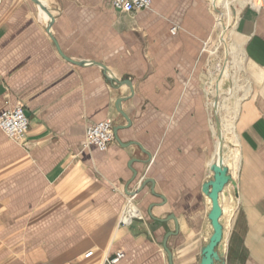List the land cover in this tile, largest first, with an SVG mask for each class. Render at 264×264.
I'll use <instances>...</instances> for the list:
<instances>
[{"label":"crops","instance_id":"1","mask_svg":"<svg viewBox=\"0 0 264 264\" xmlns=\"http://www.w3.org/2000/svg\"><path fill=\"white\" fill-rule=\"evenodd\" d=\"M39 1L62 53L86 63L59 53L34 0H0V112L22 104L29 119L22 141L0 129V264H106L117 250L116 264H169L163 239L176 224L173 264H199L217 118L233 120L223 160L232 177L237 167L221 259L264 264V0H231L240 10L223 82L212 0H151L134 12L105 0ZM100 65L131 86L112 85ZM119 98L130 126L106 151L81 147L89 124H127ZM147 178L153 185L131 195ZM220 197L224 217L230 197ZM129 201L139 215L123 225Z\"/></svg>","mask_w":264,"mask_h":264},{"label":"water","instance_id":"2","mask_svg":"<svg viewBox=\"0 0 264 264\" xmlns=\"http://www.w3.org/2000/svg\"><path fill=\"white\" fill-rule=\"evenodd\" d=\"M39 7L41 8V10L45 11L47 14V25H46V30L47 32L50 34V36L52 37V40L54 42V44L56 45L59 53L68 61H71L73 63L76 64H83L86 62H81V61H76L71 59L70 57H67L66 55H64L56 41V39L53 38L51 31H50V27L52 24V16L51 13L46 9V7H44V5L39 1V0H34ZM92 62V61H91ZM90 63V62H89ZM104 71L105 77L107 78L108 81H110V83L113 85L114 83L120 84L121 82H126L128 85L131 86V83L127 80L124 81H120L117 80L115 77H113L111 74H109L108 69L104 66V65H100ZM124 100V98H119L116 102V108L118 110V112L125 118L127 124L125 126H121V125H115L113 126V134H114V139L119 140L118 135H117V131L119 129L122 128H126L129 127L131 124V120L128 117V115L123 111V109L121 108V103ZM216 124H217V128H219L220 126V121L217 118L216 119ZM220 136V135H219ZM221 137V136H220ZM222 155H223V150L220 147L219 148V159L216 162H213L210 165V170L212 171V175L210 178L206 179L205 181H203L201 189L202 192L206 195H208L211 199V208L207 213V217L210 221V224L212 226V233L210 235V237L208 238L206 244L201 248V259L199 264H224L221 256L222 253L218 247L220 242L223 240L224 235H225V231H224V227L223 224L220 221V217L222 215V208L219 202V195L221 193V191L224 189L225 185L231 181L233 183V186H236V182L233 179L229 167L227 165H225L223 163L222 160ZM149 156V155H148ZM134 160V159H133ZM134 173V177L136 176V173ZM147 183H151L153 185V179L147 178L144 179L143 181H141V183L139 184V186L137 187L136 191H131L130 194L134 195L136 193H138ZM127 191V188H126ZM151 193L152 194H157L153 187H151ZM167 219L172 218L174 219V221L176 222V218L174 214H169L168 217H166ZM166 218L160 219V220H166ZM177 223V222H176ZM178 231V226L176 224L175 230L174 231H169L164 239H163V246L164 249L167 251L168 253V261L169 264H173L172 262V254L170 249L167 246V239L169 236L176 234Z\"/></svg>","mask_w":264,"mask_h":264},{"label":"built area","instance_id":"3","mask_svg":"<svg viewBox=\"0 0 264 264\" xmlns=\"http://www.w3.org/2000/svg\"><path fill=\"white\" fill-rule=\"evenodd\" d=\"M110 5L119 11L134 12L150 8L151 0H105ZM258 5L261 0H258ZM172 34L177 32V26L173 25L170 29ZM113 121L109 118L89 124L84 133V138L81 142V147L87 148L94 146L100 151H106L110 144L114 141ZM0 129L11 139L22 141L29 129V119L25 114L22 104H16L13 107L5 108L0 112ZM137 208L129 201L128 205L120 215V224L126 225L132 222L137 217ZM92 254L89 251L85 254L88 257ZM123 250H117L113 255L106 258V264H116L123 257Z\"/></svg>","mask_w":264,"mask_h":264},{"label":"rangeland","instance_id":"4","mask_svg":"<svg viewBox=\"0 0 264 264\" xmlns=\"http://www.w3.org/2000/svg\"><path fill=\"white\" fill-rule=\"evenodd\" d=\"M217 0H212V2H213V4L216 2ZM237 1V0H236ZM243 3V2H242ZM241 3V4H242ZM237 4H238V2H237ZM240 5V4H239ZM237 9L238 8H236V7H233V6H231L230 7V10L232 11V12H237ZM213 10H214V12L216 13V15H217V19L220 17L219 15H218V13H217V11H216V7H215V5H213ZM240 10V9H239ZM239 12V11H238ZM222 16V18H224L225 20H226V16H225V14H222L221 15ZM218 24V23H217ZM216 28H215V35H214V37H215V39H214V43H213V48L215 47V48H217V50H216V55H217V57L218 58H220L223 54H224V64H223V67H221L222 69H223V71H221L222 69H220V71H219V74L218 75H221V79H222V82L224 81V79H225V77L227 76V74H228V58H227V56L230 54V52H231V50H230V48H231V42H230V39H231V37L233 36V30L232 29H229V30H227L226 32H223V31H220L218 28H217V25L215 26ZM224 68L226 69V72H224ZM223 72V73H222ZM225 94H224V91H223V89H221V92H220V94H218L217 95V98L218 99H224L223 98V96H224ZM219 134H220V131L218 130V128H217V130H216V134H215V143H216V151H215V154L213 155V158H212V160L214 159V157H215V155H216V153H217V149H218V147L219 146H217V142H218V136H219ZM223 141V143H222V145L220 146L221 148H222V150H223V155H222V160L224 159V158H226L227 157V155H229V154H231L232 153V151L234 150V148H232V149H230L227 145H226V143H225V141L224 140H222ZM219 147V148H220ZM219 150V149H218ZM234 152H236V154H238V151H234ZM224 157V158H223ZM223 163H224V160H223ZM236 168L237 167H233V171H234V176H233V179H234V177H235V171H236ZM211 177V176H210ZM220 198H221V201H223V199H224V197H230V204H228L226 207H225V210H223V212H225V215H224V217H220V221H221V223H226L227 222V225H228V227H229V224H230V219H231V216H232V212H233V209H234V207H235V205H236V201H237V199H236V197H235V187L233 186V183L231 182V181H229L226 185H225V189L223 190V191H221V193H220ZM207 213H208V208H207ZM228 227L226 226V229H228ZM211 233H212V226H211V224H210V221H209V219H208V217H207V225H206V229H205V236H206V240H208V238L210 237V235H211Z\"/></svg>","mask_w":264,"mask_h":264},{"label":"bare ground","instance_id":"5","mask_svg":"<svg viewBox=\"0 0 264 264\" xmlns=\"http://www.w3.org/2000/svg\"><path fill=\"white\" fill-rule=\"evenodd\" d=\"M230 2H231V0H217L214 3L216 9L219 12V16H220L218 18L217 28L223 32H226L229 29L233 30L236 19H237L238 11H239V8H238L237 12H232L230 10V7H231ZM242 2H244V0H239V4H241ZM222 14H225L226 20L224 18H222V16H221ZM224 72H226V71H224ZM232 111L234 112V109ZM234 115H235V113H234ZM232 128H233V120L231 118L220 121V126L218 129L220 131V134L224 137V141H226V143L230 138L229 136L231 135ZM222 143H223V141L221 142L218 138L217 146L220 147L222 145ZM219 147H218V149H219ZM218 149H217V152H219Z\"/></svg>","mask_w":264,"mask_h":264}]
</instances>
